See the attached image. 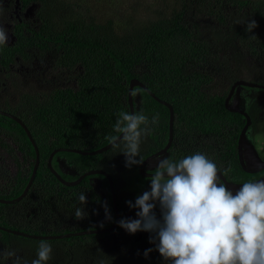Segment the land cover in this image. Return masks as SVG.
I'll list each match as a JSON object with an SVG mask.
<instances>
[{"label": "trees", "instance_id": "16d2710c", "mask_svg": "<svg viewBox=\"0 0 264 264\" xmlns=\"http://www.w3.org/2000/svg\"><path fill=\"white\" fill-rule=\"evenodd\" d=\"M28 1L39 3L38 27L30 36L20 32L15 46L0 48L1 65L8 67L16 56L26 57V53L18 51L19 46L37 47L44 52L56 53V69L64 74L77 73V76L74 86H35L29 90L15 87L9 93L10 102L0 105L1 110L19 117L26 124L40 153L36 178L24 200L31 204V210H27L29 218L26 222L16 221L15 211L20 204L2 205L16 209L8 210L6 221L0 223L2 226L40 236L87 230L81 226L84 219L71 223L76 220V207H85L79 203L78 195L81 192L87 195V215L88 210L89 214L94 210L101 211L106 198L91 184V179H99L109 190L108 179L103 175L88 176L76 186H66L49 170L48 158L60 148L94 151L109 144L105 137L116 135L113 126L118 114L130 113L132 79L139 80L156 97L173 107L174 142L170 147L173 160L197 152L210 153V160L212 157L219 159L221 154L224 158L228 156L230 163L240 169L237 140L244 126L243 117L228 111L225 99L232 83L242 78L241 65L245 63V57H253L257 61V73L264 76V0H161L160 10L138 17L133 12L136 9H130L127 18L107 17L102 13L105 5L91 7L88 2ZM231 15L243 20L232 39L234 47L217 50L214 40L201 34L199 24L229 29ZM252 19L258 27L249 33L244 24ZM134 90L141 96V100L135 102V113L143 112L149 118L159 113L160 117L158 126L141 144L140 157L144 160L167 145L170 110L146 90L140 87ZM0 133L13 140L17 152L26 162L25 166H20L13 148L0 138V147L14 156L19 167L15 176H9L5 170L10 188L0 197L12 200L26 188L36 153L22 126L1 114ZM207 142L212 143L208 148ZM225 143L229 153H222ZM55 156H62L76 168V175L67 174L58 159H54L53 167L66 181L100 169L110 174L117 194L124 186L125 156L117 154L116 150L95 156L74 152H59ZM109 204H112L111 200ZM67 219L72 220L66 229H62L63 221ZM29 220L31 223L27 224ZM74 227L76 229H71ZM0 235L4 244L16 243L23 253L29 250L23 259L28 264L37 258L40 240L2 230ZM110 235L47 241L53 248L47 264H170L156 250V245L150 243L153 233L147 232L140 247L131 252L124 251L130 243L129 237L114 251L105 247L100 240ZM150 248L153 251L145 258L144 252Z\"/></svg>", "mask_w": 264, "mask_h": 264}, {"label": "clouds", "instance_id": "9594fccd", "mask_svg": "<svg viewBox=\"0 0 264 264\" xmlns=\"http://www.w3.org/2000/svg\"><path fill=\"white\" fill-rule=\"evenodd\" d=\"M3 10L0 9V15ZM0 22V48L9 44L8 29ZM246 32L252 33L257 22L248 20ZM255 38V35H253ZM132 96L137 93L134 90ZM160 122L159 113L151 118L143 112H120L113 126L116 135L106 140L117 154L125 156V166L143 164L140 149ZM150 190L138 195L129 208L137 209L136 219L118 223L130 234L149 232L150 243L170 264H264V180L246 182L235 194L218 176L217 164L197 152L179 160L161 157L148 177ZM86 207L87 195H78ZM160 208L158 219L155 209ZM85 207H76L77 221L87 216ZM106 218L111 219L107 202ZM158 241V242H157ZM153 249L144 252L148 258ZM53 248L41 241L37 258L31 264H47ZM28 264L15 250H0V264Z\"/></svg>", "mask_w": 264, "mask_h": 264}, {"label": "flooded vegetation", "instance_id": "af4514ba", "mask_svg": "<svg viewBox=\"0 0 264 264\" xmlns=\"http://www.w3.org/2000/svg\"><path fill=\"white\" fill-rule=\"evenodd\" d=\"M31 6L35 8L34 13H33V19L36 20V22H35L36 24L35 25H32L30 22H27L29 20H28L26 15L28 13L27 11L29 10V8H31ZM0 9L3 10L2 15L6 16L9 19V21H7V22H9V24L11 26V30L10 31H11V34H12V37H13V39H12L13 41L11 40L12 42H9V44L7 45L8 47L15 46V44L20 39L22 32L25 33V35L30 36L31 33H33V31H35L37 29L38 23H39V19L37 17V11L39 9V3H37V1L0 0ZM20 14H21V18H20ZM2 15H0V16L2 17ZM9 24H7V25H9ZM18 51L20 52V54H22L21 52L26 53V57L25 58H20L19 56H16L15 61L9 63L8 67L2 66L1 65L2 62H0V87H1V85H3L4 89L7 91L8 94L11 93V91H13L15 87L18 88V86H22V83H26V82L29 83V85L31 87H35V86L38 87V86L45 85L43 82H40V81H38L37 85H35L36 83L34 82V80L29 78V76H27V74H22V73L19 72V70H21V69L23 70L25 68H30V67H32V66H34L36 64L44 65L46 63H50L52 71H58L60 73H63L61 70H58V69H56L54 67V61H55V58H56V53L55 52H47V51L44 52V51H41L40 49H37V47H30V46H26L25 48H21V46H19V50ZM6 52L8 53L9 51H6ZM5 74H8V75H5ZM6 80L8 82L7 84L5 83ZM239 81H246V82H249V83H253V84L264 86V83L256 82V81H248V80H246L244 78H241V79H238L237 81L232 83V85L230 87V90H231L232 86L235 83L239 82ZM69 85L74 86L75 84L69 83V84L65 85V84L56 82V84H54V83L53 84H49L48 83L45 86L46 87L47 86L48 87H54V86L63 87V86H69ZM22 87H24V86H22ZM243 88H245V89L249 88L251 90H255L256 89V91L257 90L264 91V89H262V88L238 86V87H236V89H235V91H234V93L232 95V98L230 100V104L231 105L234 104L232 101L238 95L237 94L238 91H240V89H243ZM230 90H229V93L227 94V97L230 94ZM257 92L258 93L256 95H253V96H259V98L256 100V97H255L254 99L250 100L249 104H247V107L245 109L243 107L239 108L238 106H236L238 109L244 111L250 118V123H249V126L247 128L245 136H247L248 130L251 131L253 129L252 132H254L255 128L260 130V128H257V126H258V124H261L262 123L261 121H263V119H264L263 118L264 115H262V114H264V106L262 105V102H261L262 100L259 101L260 100V96H263V94H261V92H259V91H257ZM227 97H226V99H227ZM226 99H225V101H226ZM140 100H141V96H140ZM14 101H16V100H14ZM0 111L6 112V111L1 110V109H0ZM242 117H243V122H244V126H245L248 120L243 115H242ZM244 126H243V128H242V130H241V132L239 134L238 140H237V157H238V161H239V165H240V169L241 170L237 166H234L233 164L230 163V158H228V156L224 158L221 154H219V159H213V157L211 159L212 161H214L217 164L218 170L223 174L225 179L228 182H230L232 184H235V185H238V186H240V185H242L243 183H246V182H256V181H259V180H264V168L259 170V171H257V172H254V173H248V172L245 171V169L242 167V165L240 163L238 142H239L240 135H241V133H242V131L244 129ZM0 138H2L4 140L8 139L2 133H0ZM9 140L13 143L12 139L9 138ZM210 144H212V143L207 142L206 148H208V146ZM8 145H9V143H8ZM13 145L15 147V150L17 151L16 145L14 143H13ZM206 150L207 149H205V151ZM212 150L214 151V149H211V151ZM88 152H92V151L88 150ZM225 152L226 153L230 152L229 149L227 148L226 143H225V146H224V149H223L222 153H225ZM244 152H245L244 161H245V165H246L247 168H249L251 170H254V169H259L260 167L264 166V157H262L258 153H255V151H252V147H251L250 141L247 139V137H246V143L244 145ZM7 154L14 160L15 164H17L15 158H13L14 156L9 154V153H7ZM152 155L147 156V158H149ZM164 156H167V157L171 158L170 149L168 151V154H166ZM206 156L210 159V153H207ZM147 158H145L143 160V162ZM20 159H21L20 166L21 165L25 166L26 162L24 161L23 156L20 157ZM54 159L56 161H57V159H59V162L62 165V170L65 173L70 174L72 176L76 175V172H77V171H75L76 168L74 166H72V165H69L65 158H63L62 156H60V157L59 156H57V157L55 156L53 158V161H54ZM156 162L157 161L154 160V161H152V162H150V163H148L146 165L145 171H146L147 174H152L154 172V166H155ZM141 166H142V164L139 167L132 166L131 169L137 170L139 175L142 176V174L140 172ZM3 167H4L3 165H0V190H1L0 195L6 194L8 189L10 188L9 187L10 179L5 178L7 176V175H5L6 174V172H5L6 167H4V168ZM17 167H18V165H17ZM98 170H100V169H98ZM102 171H104V170H102ZM125 171H127V169ZM17 172H18V170H17ZM17 172H16V174H17ZM15 175H13V176H15ZM122 176H123V173H122ZM79 177H77L75 180H77ZM142 178L146 181V187H145L144 191L150 190V185H149L150 182H149L148 177L142 176ZM75 180L68 181V182H73ZM91 184L93 186L98 185V188H97L98 192L101 193V195L104 198H106V202H107L108 208L110 210V214H111V219L106 218L105 208L104 207H102L101 211H96V210L92 211V214H89L90 210H88V215L84 219V223H81V226L83 227V229L87 228V230H83V231H92V230L93 231H97V230H102V229H109L117 221V215H116V212H115V209H114V206H113L112 195H111V192H110V188L108 190L106 186H102V182L99 184L98 180H92ZM114 187H115V183H114ZM125 187H126V183H124V186L119 189V194H117L116 189H115L116 202H117V207H118V212H119V214H118L119 221L121 219H123V218H131V219L138 218V217H136L137 209L129 208V206L127 204V201H130L131 198L129 196H127V197L123 196ZM105 189L107 190V195L106 196L101 191V190L104 191ZM29 192H30V190H29ZM29 192H28V194H29ZM108 193H109V195H108ZM28 194H27V196H28ZM141 194L142 193H140V195ZM132 195L134 196V194H132ZM27 196L22 201H20L18 203H14V204H1L0 203L1 204V206H0V223L6 221L5 217L7 216L8 210H11V211H15L16 210V209H13V208H11V209L8 208L7 209V207H4V206L15 205V204H20V206L17 207V210L15 211V213H17V214H15L16 221L18 219L19 222H26L27 218H29V214L27 213V210H31V204L24 203V200L27 198ZM0 200H7V199H4V198L0 197ZM12 200H14V199H12ZM110 200H111L112 204H109ZM2 205H4V206H2ZM20 210H22V211L19 212ZM155 212H156L157 218L160 219L161 218L160 208L156 207ZM19 216H20V218H19ZM24 217H26V218L24 219ZM69 220H72V219H67L66 221H63L62 229H66V227H68V224L70 223ZM81 221H83V220H81ZM76 222H78V221L75 220V222H74V220H72L71 223H76ZM30 223H31L30 220L27 221V224H30ZM0 227L5 228L7 230H11V231H18V230H12V229L6 228V227L2 226L1 224H0ZM71 229H76V227L71 228ZM20 232H22V231H20ZM105 234L106 235L111 234L109 237L106 236V238L100 240L103 243H105L106 246H110L111 243L114 242L115 245H116V248H118V247H120L122 245L123 240L127 239L129 237L130 243L125 247V249L128 248L130 245H132V243H135L136 245L132 249V251H135V250H137L140 247L141 242L144 239V236L147 234V232L140 231V232H137L136 234H130V233L126 232L123 228H121L119 226V223H118L116 229H114L113 231L107 232V233H102V235H105ZM61 235H64V234H61ZM92 235H95V234H92ZM96 235H100V234H96ZM127 241H128V239H127ZM6 248L15 250L17 255L20 256L22 259H24V257L26 258L28 256V254L30 253L29 250H26L24 253L21 252L18 244H16V243H9L8 245L4 244L2 242V240H1V235H0V250L6 249ZM7 264H11V261H8Z\"/></svg>", "mask_w": 264, "mask_h": 264}, {"label": "rangeland", "instance_id": "374dc122", "mask_svg": "<svg viewBox=\"0 0 264 264\" xmlns=\"http://www.w3.org/2000/svg\"><path fill=\"white\" fill-rule=\"evenodd\" d=\"M71 2L76 1V2H88L91 7L95 6H103L102 8V13L107 16V17H119V18H124L128 17L130 13V9H136L133 11L134 13L137 14L138 17H146L150 12L153 10H160V2L161 0H69ZM107 7V9H106ZM97 8V7H96ZM95 8V9H96ZM35 8L31 6L29 10L27 11V18L32 25H35L36 20L33 19V13H34ZM15 12V11H14ZM15 15V14H14ZM21 18V14H20ZM231 18V25L229 29H217L214 27L212 24H207V23H200V31L202 35L209 36L214 40V48L217 50H232L234 47L232 39H234L235 33H236V28L240 23L243 21L240 17L237 16H230ZM9 19L2 15L0 16V22L5 23L4 26L8 29V35H9V42H12L13 37L11 34V26L9 24ZM9 24V25H7ZM12 40V41H11ZM245 63L241 65V74L242 78L248 80V81H256L260 82V80L264 81V76L263 78L257 73V61L250 56L245 57L244 60ZM212 70V68H209ZM259 71V70H258ZM20 73L22 74H27L29 78L33 79L34 82L37 85V82H43L45 85L49 84H56L62 83V84H76V76L77 73H72V74H64L60 73L58 71H52L51 70V64L46 63L44 65L36 64L30 68H25L19 70ZM7 84V80L5 81ZM43 85L44 87H46ZM22 86L25 90H29L32 87L29 85V83H22ZM222 87V86H220ZM263 94V96H260V100L262 102V105L264 106V91L257 90ZM255 90L251 89H240L238 91V95L233 99V103L238 106L239 108H246L247 104H249V101L254 99L256 97V100L259 98V96H253L256 95L258 92ZM139 98V97H138ZM10 102V96L7 93V91L4 89L3 85L0 87V104H4ZM264 115V114H262ZM264 118V116H263ZM261 124H258L257 128L259 129H253L250 131L248 130L247 132V139L250 141L252 151H255V153L260 154L262 157H264V119L261 121ZM8 138V137H6ZM6 141L9 143V145L13 148V150L16 153L18 162H21L20 157H22V154L17 152L15 150V147L13 143L8 139ZM174 142V139H173ZM257 142V143H256ZM173 144V143H172ZM259 161V160H258ZM0 165H3L6 167V171L10 174L9 176H13L16 174L17 170L19 167H17V164H15L14 160L7 154V150L2 149L0 147ZM3 167V168H4ZM21 168V167H20ZM22 169V168H21ZM123 180L126 183V187L124 189V197L129 196L133 202H135V199L140 193H143L146 187V181L142 178V176L139 175L137 170L127 168V171L123 172L122 176ZM100 184V182H99ZM102 193L106 196L107 195V190L105 189L104 191L101 190ZM134 194V196L132 195ZM157 208H159V205L157 204ZM116 242V241H115ZM117 243V242H116ZM135 243H132L128 248H126L124 251L125 252H131L132 249L135 247ZM105 247L109 248L110 251H114L116 248L115 243H111L110 246Z\"/></svg>", "mask_w": 264, "mask_h": 264}, {"label": "water", "instance_id": "95a60500", "mask_svg": "<svg viewBox=\"0 0 264 264\" xmlns=\"http://www.w3.org/2000/svg\"><path fill=\"white\" fill-rule=\"evenodd\" d=\"M238 86L262 88V89H264V86L253 84V83H249V82H246V81H239V82L235 83L232 86V88L230 90V94L228 95V97H227V99L225 101V107H226V109L228 111L233 112V113H239V114L243 115L248 120L246 125L244 126V129H243V131H242V133L240 135L239 142H238L239 160H240V163H241L242 167L245 169L246 172L254 173V172H257V171L263 169L264 166L260 167L259 169L251 170V169L247 168L246 165H245V161H244V159H245L244 158V154H245L244 145L246 143V137H247V136H245V134H246L247 128H248L249 123H250V118L244 111L238 109L235 104H232V105L230 104V100L232 98V95H233L236 87H238ZM136 87H140V88L146 90L155 100H157L161 104L167 106L169 108V110H170L169 141H168L167 145L165 146V148H163L159 152H157V153L153 154L152 156H150L149 158H147L143 162V164H142V166L140 168V172H141L142 176L149 177L151 174H147L146 173V171H145L146 165L148 163L154 161V160L158 161L161 157H163L164 155L168 154V151H169V149H170V147H171V145L173 143L175 114H174L173 107L169 103L160 100L153 93H151L148 90V88L143 83H141L137 79H132L131 82H130V85H129L130 113H135V102L136 101L139 102V100H140V95L139 94H137L136 96H132V94H131ZM0 114L12 118L13 120L18 122L22 126V128L25 130L30 142L32 143V145H33V147L35 149V153H36L35 163H34V167H33V170H32V174H31L29 182H28L26 188L24 189L23 193L19 197H17L16 199H14V200H0L1 204H14V203H18V202L22 201L27 196V194H28V192H29V190H30L35 178H36L37 170H38V167L40 165V153H39L38 146H37L32 134H31L30 130L28 129L26 124L19 117L15 116L13 114L7 113V112H2V111H0ZM110 149H112L110 143L105 145L104 147H102V148H100L98 150L92 151V152L82 151V150H78V149H68V148L56 149L50 154L48 162H47V165H48V168L51 171V173L62 184L66 185V186H76V185L80 184L88 176H95V175H103V176H105L108 179V181H109V188H110V192H111V195H112V202H113V206H114V209H115V212H116V215H117V221L111 228L97 230V231H93L92 230V231L72 232V233H68V234H64V235H54V236L53 235H51V236L31 235V234H27V233L20 232V231L7 230V229L2 228V227H0V230L5 231V232H10L12 234H15V235H18V236H21V237H25V238H31V239L40 240V241H42V240L43 241H51V240H57V239L62 240V239H67V238H71V237H76V236L102 234V233H107V232H110V231H113L114 229H116V227L118 225V222H119V219H118L119 212H118V207H117V202H116L115 187H114V182H113L112 177L105 171L92 170V171H89V172H86V173L82 174L77 180H75L73 182H68L61 176V174L59 172H57L55 170V168L52 165L53 158L59 152H74V153L85 155V156H95V155H100V154H102L104 152H107ZM58 162H59V159H58ZM59 165L62 168V165H61L60 162H59ZM218 176L220 177L221 181L233 192V194H235L236 191H238L239 188L242 187V185L238 186V185H235V184H232V183L228 182L225 179V177L223 176V174L219 170H218ZM92 180H98L101 183V181L99 179H97V178H92L91 181ZM94 187L97 189L98 185H96Z\"/></svg>", "mask_w": 264, "mask_h": 264}]
</instances>
